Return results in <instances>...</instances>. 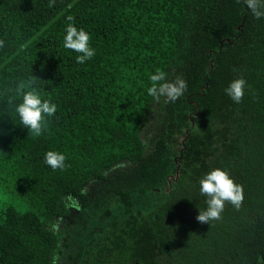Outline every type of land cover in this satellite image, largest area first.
<instances>
[{
	"label": "trees",
	"instance_id": "16d2710c",
	"mask_svg": "<svg viewBox=\"0 0 264 264\" xmlns=\"http://www.w3.org/2000/svg\"><path fill=\"white\" fill-rule=\"evenodd\" d=\"M69 15L84 64L63 47ZM0 39V264H264V18L243 0H0ZM156 69L184 95L149 96ZM33 76L58 106L39 137L14 111ZM217 167L243 204L200 223Z\"/></svg>",
	"mask_w": 264,
	"mask_h": 264
},
{
	"label": "clouds",
	"instance_id": "9594fccd",
	"mask_svg": "<svg viewBox=\"0 0 264 264\" xmlns=\"http://www.w3.org/2000/svg\"><path fill=\"white\" fill-rule=\"evenodd\" d=\"M239 3L240 0H237ZM245 6L256 19L264 18V0H243ZM56 0H49V7L54 6ZM65 35L63 47L77 53L76 62L84 64L95 56V49L90 46V34L83 28H77L74 17H66ZM4 47V40L0 39V48ZM151 86L147 88V94L159 101L162 97L166 103H173L184 95L188 88L185 79L177 76L168 81L165 73L156 69L149 75ZM246 80L240 76L233 79L226 87V94L234 103L239 104L245 94ZM19 103L15 104L14 111L19 116L20 124L29 130L33 137H39L50 122L49 118L55 116L57 104L50 99L42 97L35 76L27 81H22L17 89ZM12 103V101H9ZM44 160L53 170H63L67 167V157L60 151L49 150L45 153ZM200 193L207 197L206 209H199L196 217L200 223L210 224L222 218L221 214L225 204H230L237 211L241 208L244 200L243 186L234 181L226 170L219 167L211 169L199 181Z\"/></svg>",
	"mask_w": 264,
	"mask_h": 264
}]
</instances>
